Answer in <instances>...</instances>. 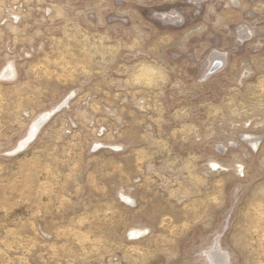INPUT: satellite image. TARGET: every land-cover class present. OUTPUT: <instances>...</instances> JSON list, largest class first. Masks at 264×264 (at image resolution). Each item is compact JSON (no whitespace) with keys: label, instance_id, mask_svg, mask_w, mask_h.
Listing matches in <instances>:
<instances>
[{"label":"rangeland","instance_id":"obj_1","mask_svg":"<svg viewBox=\"0 0 264 264\" xmlns=\"http://www.w3.org/2000/svg\"><path fill=\"white\" fill-rule=\"evenodd\" d=\"M0 264H264V0H0Z\"/></svg>","mask_w":264,"mask_h":264}]
</instances>
